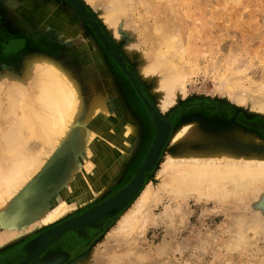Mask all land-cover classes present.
I'll return each instance as SVG.
<instances>
[{
  "label": "bare ground",
  "instance_id": "obj_1",
  "mask_svg": "<svg viewBox=\"0 0 264 264\" xmlns=\"http://www.w3.org/2000/svg\"><path fill=\"white\" fill-rule=\"evenodd\" d=\"M66 1L72 4L81 22L82 18L87 20L102 43L112 45L110 35L90 17V8L84 0ZM90 1L103 3L102 15L113 26L121 22L127 10L134 8L133 3L127 5L130 0ZM40 3L50 8L55 6L51 0H39L42 6ZM23 5L22 0L5 2L7 9L16 12L22 11ZM145 5L149 10L145 13L149 24L145 26L144 34L149 50L139 71L144 78L152 80L154 98L163 109H167L177 99L186 96L191 63L186 58L185 43L175 20L176 10L165 6L163 13H153L148 4ZM38 9L31 11L36 15L33 25L37 27L40 22ZM52 34L58 36L55 29ZM28 54L24 81L16 78L19 82L9 86L10 80L2 97L6 105L0 106V211L24 190L59 146L69 143L74 156L67 160L65 170L69 172L62 181L61 192L42 204L36 211L33 225L26 227L29 233L39 232L25 242L21 251L23 256L15 264H54L52 262L62 253L45 255L53 243L76 228H102L106 216L123 211L139 194L135 208L119 221L117 228L106 230L100 238L112 236V231L117 246L122 244L128 231L139 229L149 220L147 205L164 192L174 198L191 195L219 200L241 193L256 192L264 196V151L241 152L234 148V142L264 146L261 133L264 132V123L253 117L254 111L264 114V79L245 86L244 81H235L232 69L230 77L224 78L223 75L221 84L225 93L233 95L234 92L243 105L250 98L255 100L247 109L251 119L240 122L232 116L222 126H206L201 113L188 115L181 123H174L160 112L150 97L144 95L154 108L149 109L145 103L154 126V139L142 161L146 160L144 173L135 178L139 168L123 187L108 195L124 174L130 157L139 150L144 122L137 113L131 112L120 87H113L110 99L109 92L91 84L92 81L86 79L89 74L87 65L84 66L85 75L78 77L66 60L58 56L35 49ZM94 56L89 68L99 67L97 70L109 76L115 85L116 78L102 56L98 52ZM240 67L234 66L235 71ZM135 82L140 83V79ZM223 126L225 131L219 132ZM228 131L231 135L227 134ZM32 140H35L33 147ZM164 156L165 160H162ZM159 162L162 166L156 175L157 180L146 183L147 174L154 171ZM73 209L78 213L63 218ZM9 241L10 238L0 237V247ZM100 242L102 239L93 245L94 249ZM102 259L80 262L79 257H75L67 264H104Z\"/></svg>",
  "mask_w": 264,
  "mask_h": 264
},
{
  "label": "rangeland",
  "instance_id": "obj_2",
  "mask_svg": "<svg viewBox=\"0 0 264 264\" xmlns=\"http://www.w3.org/2000/svg\"><path fill=\"white\" fill-rule=\"evenodd\" d=\"M6 1L11 0H0V106L6 105L2 97L10 80L9 86L15 81H24L28 53L35 49L66 60L78 77L85 75L87 65L86 79L109 92L110 99L113 87H120L131 112L137 113L144 122L139 150L130 157L124 174L108 195L123 187L137 172L153 142L154 126L142 94L150 97L174 123L197 113L205 117L206 126H222L232 116L240 122L251 119L247 109L255 99L250 98L245 105L239 103L234 92L233 95L224 92L222 79L230 77L231 69L235 81H244L245 86L264 79V0H130L127 5L133 3L134 8L127 10L121 22L114 26L102 15L103 3L84 0L90 8V17L110 35L111 46L99 40L87 20L81 17V22L66 0H51L55 2L51 8L42 3L40 6L39 0H22L20 12L7 9ZM145 2L153 13H163L165 6L176 10L175 20L185 43L186 58L191 63L186 96L167 109L154 98L152 80L144 78L139 71L149 50L144 34L149 24ZM37 7L40 28L33 25L36 15L31 13ZM54 29L58 36L52 34ZM96 52L112 71L115 85L109 76L97 70L99 67L89 68ZM234 66L241 67L236 72ZM253 117L264 123V114L260 111H254ZM224 127L219 132L225 131ZM227 134L231 135L229 131ZM234 148L241 152L264 151V146L257 144L234 142ZM70 156H74V150L69 143L59 146L24 190L0 211V237L11 241L0 248L1 264H15L23 256L25 242L38 234L39 231L29 233L25 229L35 222L37 209L61 192L60 186L69 172L65 168ZM161 166L159 162L147 174L146 183L157 180ZM137 197L123 211L106 216L102 228H76L53 243L45 255L62 253L54 258V264H67L75 257L80 262L103 258L104 264H264V196L256 192L241 193L219 200L191 195L174 198L164 192L147 205L149 220L139 229L128 231L122 244L117 246L112 231V236L100 238L106 230L117 228L119 221L135 208ZM68 213L63 218L77 214L78 210ZM101 239L94 249L93 245Z\"/></svg>",
  "mask_w": 264,
  "mask_h": 264
},
{
  "label": "water",
  "instance_id": "obj_3",
  "mask_svg": "<svg viewBox=\"0 0 264 264\" xmlns=\"http://www.w3.org/2000/svg\"><path fill=\"white\" fill-rule=\"evenodd\" d=\"M104 42H105V41H104ZM104 44H105V43H104ZM105 45L108 46V44H105ZM136 84H137V83H136ZM138 90H139V88H138ZM142 96H143V99H144L145 103H147V101H146V99L144 98V95H143V94H142ZM147 106H148L149 109H151V108L154 109L153 107L150 106L149 103H147ZM150 107H151V108H150ZM145 161H146V160H145ZM145 161H144V162L142 163V165L140 166V169L138 170L137 175L135 176V178L138 177V176H142V173H144ZM135 178H134V179H135ZM134 179H133V180H134ZM126 187H127V186H126ZM112 210H114V209H112ZM110 211H111V210H110ZM110 211H109V212H110ZM111 215H112V214H111ZM75 224H76V223H75ZM73 225H74V224H73ZM73 225H71V226H73ZM76 226H77V225H76ZM78 226H80V225H78ZM78 226H77V227H78ZM23 247H24V246H23Z\"/></svg>",
  "mask_w": 264,
  "mask_h": 264
},
{
  "label": "crops",
  "instance_id": "obj_4",
  "mask_svg": "<svg viewBox=\"0 0 264 264\" xmlns=\"http://www.w3.org/2000/svg\"><path fill=\"white\" fill-rule=\"evenodd\" d=\"M67 234V233H66ZM65 235V234H64ZM3 247V246H2ZM2 247H0V248H2Z\"/></svg>",
  "mask_w": 264,
  "mask_h": 264
}]
</instances>
